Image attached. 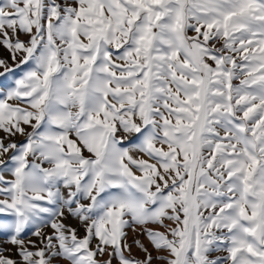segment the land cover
<instances>
[{
	"label": "snow or ice",
	"instance_id": "1",
	"mask_svg": "<svg viewBox=\"0 0 264 264\" xmlns=\"http://www.w3.org/2000/svg\"><path fill=\"white\" fill-rule=\"evenodd\" d=\"M0 133V264H264V0H0Z\"/></svg>",
	"mask_w": 264,
	"mask_h": 264
},
{
	"label": "rangeland",
	"instance_id": "2",
	"mask_svg": "<svg viewBox=\"0 0 264 264\" xmlns=\"http://www.w3.org/2000/svg\"><path fill=\"white\" fill-rule=\"evenodd\" d=\"M9 63H11V61H9ZM0 135H3V133H0ZM17 139H22V138H17ZM86 154V153H85ZM140 239H144L143 237H139ZM131 239H132V233H131V230H129V241H131ZM2 246H4V247H8V245H2ZM133 254L134 255H137V256H140V255H142L137 249H136V247L135 246H133Z\"/></svg>",
	"mask_w": 264,
	"mask_h": 264
}]
</instances>
